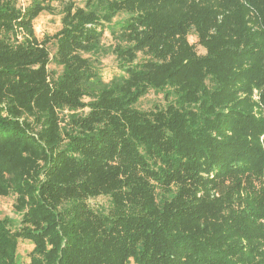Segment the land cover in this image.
Returning a JSON list of instances; mask_svg holds the SVG:
<instances>
[{
    "label": "trees",
    "instance_id": "obj_1",
    "mask_svg": "<svg viewBox=\"0 0 264 264\" xmlns=\"http://www.w3.org/2000/svg\"><path fill=\"white\" fill-rule=\"evenodd\" d=\"M255 86L264 0H0V264H264Z\"/></svg>",
    "mask_w": 264,
    "mask_h": 264
},
{
    "label": "rangeland",
    "instance_id": "obj_2",
    "mask_svg": "<svg viewBox=\"0 0 264 264\" xmlns=\"http://www.w3.org/2000/svg\"><path fill=\"white\" fill-rule=\"evenodd\" d=\"M24 3L27 0H22ZM60 26V20L58 15H50V14H43L41 15L37 21H36V30L37 34L42 37L45 33H53L55 32ZM109 40V39H107ZM104 67L105 70L108 71L107 76H111L114 73L118 72L117 65L114 63L113 58L108 57L104 61ZM260 92H262V89L258 87H253L252 88V112H253V117L256 119H259L261 117H264V105L262 103L261 97H260ZM263 140V136L260 138ZM12 215L14 216V211H13V199L10 197H1L0 198V215ZM30 245L29 244H24L21 247V250H29Z\"/></svg>",
    "mask_w": 264,
    "mask_h": 264
},
{
    "label": "clouds",
    "instance_id": "obj_3",
    "mask_svg": "<svg viewBox=\"0 0 264 264\" xmlns=\"http://www.w3.org/2000/svg\"><path fill=\"white\" fill-rule=\"evenodd\" d=\"M37 30H39V29H37Z\"/></svg>",
    "mask_w": 264,
    "mask_h": 264
}]
</instances>
